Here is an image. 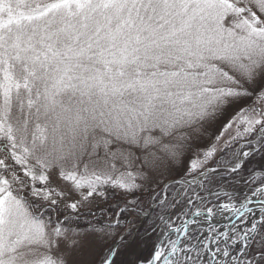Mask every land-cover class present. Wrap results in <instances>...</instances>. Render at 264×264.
I'll use <instances>...</instances> for the list:
<instances>
[{
    "label": "snow or ice",
    "instance_id": "6c2138e0",
    "mask_svg": "<svg viewBox=\"0 0 264 264\" xmlns=\"http://www.w3.org/2000/svg\"><path fill=\"white\" fill-rule=\"evenodd\" d=\"M0 264H264V0H0Z\"/></svg>",
    "mask_w": 264,
    "mask_h": 264
}]
</instances>
